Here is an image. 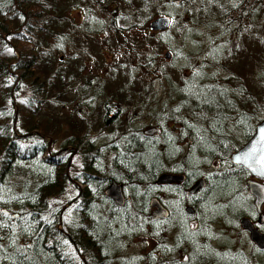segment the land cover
Masks as SVG:
<instances>
[{
    "label": "trees",
    "instance_id": "1",
    "mask_svg": "<svg viewBox=\"0 0 264 264\" xmlns=\"http://www.w3.org/2000/svg\"><path fill=\"white\" fill-rule=\"evenodd\" d=\"M173 1L0 0V264H264L229 163L264 118V0ZM160 15L169 29L148 33ZM169 33L181 66L155 65L162 46L177 58ZM139 235L152 247L127 254Z\"/></svg>",
    "mask_w": 264,
    "mask_h": 264
},
{
    "label": "water",
    "instance_id": "2",
    "mask_svg": "<svg viewBox=\"0 0 264 264\" xmlns=\"http://www.w3.org/2000/svg\"><path fill=\"white\" fill-rule=\"evenodd\" d=\"M181 0H174L175 6L179 5ZM171 20L167 15H160L152 18L147 23V30L151 33H163L170 27ZM165 60H168L169 54L166 52L163 55ZM159 129L157 127H148L142 131L144 136L157 135ZM229 162L233 166L241 167L245 170L252 179L245 181L244 186L246 193L252 198V206L254 207L257 217V225L264 226V212H260V207L264 203V118L256 124L251 137L229 157ZM183 181L181 174H160L155 183L157 185H177ZM204 187V180L199 179L194 182L186 191V195H194L198 190ZM103 196L111 201L116 207H122L125 202V196L122 187L110 182L103 190ZM151 207V217L154 220H160L167 215V210L158 202L157 199L151 198L149 201ZM188 215H192L193 211L189 206L184 208ZM238 228L247 234L248 241L258 250H264V232H260L251 221L246 217H241L238 220Z\"/></svg>",
    "mask_w": 264,
    "mask_h": 264
},
{
    "label": "rangeland",
    "instance_id": "3",
    "mask_svg": "<svg viewBox=\"0 0 264 264\" xmlns=\"http://www.w3.org/2000/svg\"><path fill=\"white\" fill-rule=\"evenodd\" d=\"M175 9H173V7H168V12L170 11H173L174 12ZM72 17L74 20L78 21L79 20V14L77 12H73L72 13ZM148 33H150L148 31ZM162 42L165 41L166 43H168V45L171 47V49L177 54V58H174L173 57V54H172V51H169L167 48H165L164 46H162L160 48V50L158 51L157 53V59H156V62H155V65L157 63H173V64H176L177 65H180L181 66V61H180V58H181V53H182V50H181V44H180V39H177L175 37H173L170 33L169 34H164L161 38ZM179 50V51H178ZM168 53L169 54V58L168 60H165L163 55L165 53ZM180 57V58H179ZM102 58L105 59V62L108 64L110 61H111V57H109L108 55L106 54H102ZM154 66V64H153ZM149 70L147 72H145V70H142V75H144L146 77L145 80L149 81L150 78L149 76H146L147 73H149ZM184 72H186V70H184ZM153 77V76H152ZM154 88H158V86H155ZM148 127H153V126H149L147 124V122H142L141 125L139 126V128H141V130H145L146 128ZM48 141L51 142V139H47ZM59 140L56 139L55 142L51 145L50 149L52 150H56L58 147H59ZM151 208H150V213H151ZM264 232V230H263ZM235 244V240L233 242ZM153 245V242L152 240H150L149 238L143 236V235H139L137 236L135 239L131 240L128 244H127V254H136V253H141L142 251H147L149 250ZM264 257V255H263Z\"/></svg>",
    "mask_w": 264,
    "mask_h": 264
},
{
    "label": "flooded vegetation",
    "instance_id": "4",
    "mask_svg": "<svg viewBox=\"0 0 264 264\" xmlns=\"http://www.w3.org/2000/svg\"><path fill=\"white\" fill-rule=\"evenodd\" d=\"M143 131V130H142ZM234 153V152H233ZM230 157V156H229ZM230 163V162H229ZM235 167H238V166H235ZM248 179H252L250 176H249V174L246 172V176H245V179L243 180V186H244V183H245V181L246 180H248ZM260 183H262V184H264V181H260ZM192 185V184H191ZM190 185V186H191ZM189 186V187H190ZM188 187V188H189ZM187 188V189H188ZM244 188H245V186H244ZM186 189V190H187ZM185 190V191H186ZM245 193H246V188H245ZM247 194V193H246ZM248 196V195H247ZM249 197V200H250V204H251V207H252V209H253V212H254V218L253 219H249L250 221H251V223L254 225V227L255 228H257V230L258 231H260V232H263V230H264V226H259V225H257V217H258V214L256 213V211H255V209H254V207L252 206V198L250 197V196H248ZM4 213L5 211L3 210V209H1L0 210V213ZM260 212L262 213V212H264V203L261 205V207H260ZM1 217V216H0ZM0 239H2V237L0 236Z\"/></svg>",
    "mask_w": 264,
    "mask_h": 264
}]
</instances>
